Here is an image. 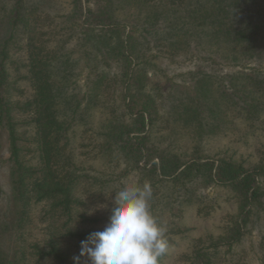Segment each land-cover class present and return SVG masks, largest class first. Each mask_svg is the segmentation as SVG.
Here are the masks:
<instances>
[{"label":"rangeland","instance_id":"rangeland-1","mask_svg":"<svg viewBox=\"0 0 264 264\" xmlns=\"http://www.w3.org/2000/svg\"><path fill=\"white\" fill-rule=\"evenodd\" d=\"M71 1L27 0L25 13L30 18L29 27L34 24V35L24 28L22 40L18 42H24L26 36L33 35L40 38L44 51L58 49L57 62L63 69H70L64 74L65 91L67 89L76 94L74 98H80L88 86L99 85L100 93L95 97L97 104L82 110L90 129L81 134L82 129L77 130V139L70 145L76 148L75 155L78 154L81 163L79 167L85 171V175L80 177L78 190L86 198L89 210L102 213L109 219L114 192L129 183L148 181L153 188L151 210L166 227L169 241V249L160 258V264H190L193 251L211 241L223 244L219 246L218 254L212 256L211 264H264V195L260 207L245 205L241 210L235 196L237 191L229 184H201L194 176L189 180L181 176L159 179L147 169L134 167L132 163L114 158L113 154L98 153L99 148L95 145L99 140V128L116 101L114 93L117 87H122L123 83L118 80L116 84L113 82L116 76L119 79L118 74L115 77L107 74L105 80H108L109 86L102 85L104 79L103 83H96L102 67L95 65L93 55L89 53L90 44L82 39L79 13L69 15L73 10ZM155 1L160 0H144L142 5L135 2L116 10L118 18L125 24L123 38L131 34V40H137L142 45V54L136 61H131L128 70H132L130 75L134 73L131 83L144 82L154 98L149 117L153 121L150 123L149 120L146 127L147 144L160 152L175 153L183 160L194 163L202 158L214 161L224 158L242 164L244 168L264 167V0H236L233 6L244 9L235 14H222L221 9L215 8L217 4L214 1L213 4L202 0L205 5L202 6L200 0H193L192 3L200 6V19L195 25L190 24L189 10L182 9L184 5L185 9L190 8V4L184 1L181 13L176 14L179 21H186L185 34L191 45L186 52L179 53H171L159 40L162 38L167 42L166 38H170L169 23H146L156 9L164 7L163 4L165 7L172 5L167 1L152 5ZM13 2L8 0L7 4ZM225 6L226 10L231 8ZM32 8L37 9L32 11ZM211 11L216 16L214 13L210 15ZM2 16L0 12V36L8 25L3 22ZM228 18H247L241 24L235 22V28L245 29L243 35L237 36L244 40L238 43L234 38L229 47L225 39H221L216 49V45L208 41L221 36L223 31L213 20L223 22ZM93 32L94 37L98 36L96 30ZM78 42L81 45L78 46ZM206 54L213 56L218 63L202 59ZM11 56L12 66L19 65L17 70L10 68L13 78L17 74H26L24 50L15 49ZM112 56L107 52L98 56L100 62H110L108 68L111 71L114 69ZM231 56L234 58L231 59ZM91 57V60L88 59ZM231 76H240L242 81L239 78L237 83L230 82ZM15 84L25 92V96L15 94V97L23 99L31 93L26 79L18 78ZM142 100L138 98V107ZM1 145L3 153L0 151V156L5 158L8 155L6 144L1 141ZM256 176L257 181L264 184V173ZM10 191L9 165L3 162L0 165L2 208L7 203L5 195ZM44 207V203H35L30 208L25 226L27 242L40 239L44 234L48 225V221L40 220ZM236 222L239 223V229L234 226L238 229L234 230L237 239L230 241L227 231ZM12 245L13 241L6 238L0 246L9 250L14 247ZM82 264H88L87 257L83 258Z\"/></svg>","mask_w":264,"mask_h":264},{"label":"trees","instance_id":"trees-1","mask_svg":"<svg viewBox=\"0 0 264 264\" xmlns=\"http://www.w3.org/2000/svg\"><path fill=\"white\" fill-rule=\"evenodd\" d=\"M7 1L0 0L2 19L8 24L0 36V151L2 152L3 141L8 155L5 158L0 156V165L3 162L9 165L12 191L5 195L7 199L5 207L0 206V245L4 244L7 238V241L9 239L13 241L14 247L6 250L0 246V264H82L84 257L80 256L79 249L81 241L90 233L103 230L108 218L102 213L89 210L86 198L79 192L80 177L85 175V171L79 167L81 163L78 154L75 155L76 148H71L70 145L77 139V130L82 129L81 134L90 129L82 110H87L91 104H97L95 97L100 93L99 85L88 86L80 96L81 101L78 97L74 98L76 94L70 93L67 89L65 91L67 85L64 74L70 69H63L57 62L58 49L44 51L40 45L42 42L40 38L33 36L34 24L29 27L30 18L28 19L25 13L27 0H14L11 5L7 4ZM162 1L171 2L172 5L165 7L163 4V10L156 9L146 23L149 25L169 23L170 38H166L167 42L162 38L159 40L164 42L163 46L169 48L171 53L186 52L191 45L185 34L186 21L183 19L179 21L176 13L180 14L182 9L189 10L190 24L195 25L200 19L198 17L200 6L192 3L193 0H160L152 5ZM184 1L190 4L189 9H185V5L181 9ZM205 1H211L213 4L216 2L215 8L221 9L222 14L224 12L235 14L238 10L244 9L233 6L236 0ZM71 2L73 10L69 15L79 13L78 25L80 34L83 35L82 39L90 44L89 53L93 55L95 65L102 67L96 83L101 81L103 83L105 77L108 78L107 74L111 77L118 74L119 79L116 76L115 80L112 78L113 82L123 83L114 93L115 103L117 102L115 108H112L114 103L99 128L97 134L99 140L95 145L99 148L98 153L113 154L114 158L132 163L134 167L147 169V172L154 173L159 179L181 176L189 180L194 176L201 184H229L237 191L235 196L241 210L245 205L260 207L264 184L257 181L256 175L264 173L263 166L244 168L242 164L224 158L217 161L202 158L194 163L183 160L175 153L160 152L147 144L146 127L149 120L150 123L153 121L149 117L152 114L150 104L154 102V98L144 82L131 83L134 73L130 75L129 72L132 70H128L131 61H136L142 54V45L137 40H131V34L123 38L125 24L118 18L116 12L131 3L137 2L138 5H142L144 0ZM200 3L205 6L202 0ZM222 3L231 8L226 10ZM35 9L32 8V11ZM212 13L214 11L209 14ZM213 15L216 16L215 13ZM246 19L228 18V21L223 22L213 20L221 26L223 34L208 42L216 45V49L219 48L221 39H225L229 47L234 38V41L241 43L244 38L237 36L243 35L245 29L235 28V22L241 24ZM140 23L143 25V22ZM24 28L33 35L26 36L25 41L19 43ZM93 30L97 31L98 36L94 37ZM77 45L81 44L78 42ZM246 45L249 46L248 43ZM19 48L24 50L23 63L26 66V74L18 75L16 72V78H13L10 68L17 70L19 65L12 66L14 62L11 53ZM102 49H106L107 55L113 54L114 71L108 68L110 62H100L98 56L106 53ZM209 56L206 54L202 59L217 62L212 55ZM88 59L91 60L92 57ZM18 78L26 79L31 90L23 99L14 96L15 94L25 96L22 88L15 84ZM239 78L240 76H231L230 82L237 83ZM106 80L102 85H108ZM240 80L239 83L242 81ZM139 97L143 99L140 107ZM73 99L75 100L72 103ZM1 152L0 155L3 153ZM35 203L45 204L40 212V220L48 221V225L42 238L27 242L25 226L30 208ZM236 223L229 232L227 231L230 234L228 235L230 241L237 239L234 230L239 229V223ZM11 232L14 234L11 235ZM220 245L223 244L211 241L207 246L195 249L190 264H211L212 256L218 254ZM75 257H80L78 262Z\"/></svg>","mask_w":264,"mask_h":264},{"label":"clouds","instance_id":"clouds-1","mask_svg":"<svg viewBox=\"0 0 264 264\" xmlns=\"http://www.w3.org/2000/svg\"><path fill=\"white\" fill-rule=\"evenodd\" d=\"M114 193L106 225L81 241L80 256L88 264H160L169 241L166 227L151 210L150 182L129 183Z\"/></svg>","mask_w":264,"mask_h":264}]
</instances>
